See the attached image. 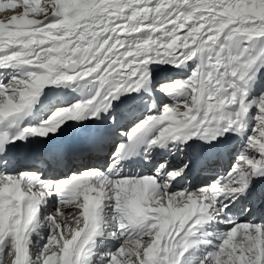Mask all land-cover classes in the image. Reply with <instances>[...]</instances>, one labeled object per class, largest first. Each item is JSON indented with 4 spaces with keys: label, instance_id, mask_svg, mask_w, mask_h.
<instances>
[{
    "label": "snow or ice",
    "instance_id": "obj_1",
    "mask_svg": "<svg viewBox=\"0 0 264 264\" xmlns=\"http://www.w3.org/2000/svg\"><path fill=\"white\" fill-rule=\"evenodd\" d=\"M0 13V264H264V0Z\"/></svg>",
    "mask_w": 264,
    "mask_h": 264
},
{
    "label": "bare ground",
    "instance_id": "obj_2",
    "mask_svg": "<svg viewBox=\"0 0 264 264\" xmlns=\"http://www.w3.org/2000/svg\"><path fill=\"white\" fill-rule=\"evenodd\" d=\"M5 2H6V0H5ZM4 15V13H0V16H3Z\"/></svg>",
    "mask_w": 264,
    "mask_h": 264
}]
</instances>
